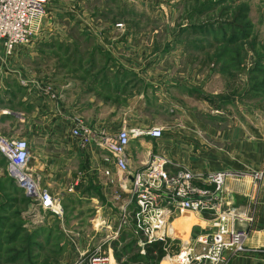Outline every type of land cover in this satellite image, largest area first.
Wrapping results in <instances>:
<instances>
[{
  "label": "rangeland",
  "instance_id": "1",
  "mask_svg": "<svg viewBox=\"0 0 264 264\" xmlns=\"http://www.w3.org/2000/svg\"><path fill=\"white\" fill-rule=\"evenodd\" d=\"M138 1L142 3V10L140 28L136 33L143 41L141 53H147L148 57L146 66L144 67L141 60L137 69L144 68L149 73L147 77L131 78L130 85L125 87L115 85L116 92L106 96L110 101L101 100L103 93H94L101 102L100 105H109L96 111L104 115L125 117L126 121L130 118L133 120L132 128L136 129L147 126V122L154 124L156 120H160L163 124L159 127L164 130L161 139L168 137V133L172 132L170 130L174 127L173 118L183 117V111L185 118L192 113L191 117L199 121L200 129H197L194 137L190 135L188 140L195 143L196 150L210 144L216 148L223 147L220 146L222 143L218 142L219 134L228 136L227 142L234 141V138L229 136L234 125L229 126L228 123L235 120L231 123L239 124L242 129L244 156L241 159V169H254L258 163L263 166L264 156L261 155L264 151V0H136L132 5L138 6ZM88 2V6H84L91 11L97 2ZM72 6L65 0H55L47 4L45 17L32 41L29 45L18 48L23 52L18 56L19 67L16 72L11 73L10 67L14 53L10 57L2 56V73L6 75L4 82L13 94L22 93L26 89L28 79L40 82L44 87L43 91L53 90L51 80L56 81L63 72L82 68L88 71L92 66L103 69L106 56L96 57L104 52L95 45L92 27L97 17L105 18L107 14L105 16L103 13H94L86 19L82 15L84 7L78 8L76 4ZM131 15L138 18V15ZM117 29L124 30L125 24L123 28ZM234 40L237 42L228 43ZM152 54L154 57H150ZM143 56L141 55L144 59ZM117 69L119 68L115 67V70ZM155 71L158 73L153 74ZM124 74L128 76V73ZM44 78L48 79L47 83ZM117 80L118 77H115V81ZM173 86L186 87L192 95L187 96L183 102L176 100L174 103L173 99L169 98L170 103L167 102L168 106L162 111L146 108L147 102L155 97L160 98L161 93L166 99L167 88ZM55 91V94L52 93L54 95L47 94L49 98L58 99L57 82ZM170 91L174 90L170 88ZM3 101L0 105L7 107L12 106V102L16 103L10 97ZM79 112L75 117L86 121V117ZM1 122H4L3 117L0 118V124ZM203 123L210 128L212 136L209 137L203 132ZM21 125H17L20 128V133L17 134L14 130L18 129L14 126L3 125L0 128V136L29 141L26 137L31 136L32 128L25 129L20 127ZM188 130H191V127H188ZM181 139L186 143L185 136ZM37 142L32 145L31 153L37 152ZM257 174L260 178H256ZM83 177V185L88 189L91 183L85 181L88 174ZM232 179L251 182V196L255 197L264 180V172H244L243 175ZM61 192L66 193L64 202L71 193ZM89 193L90 190L86 199L81 202H76L73 198L69 200L67 197L66 206L63 204L64 214L60 218L38 212L9 180L6 166L0 157V264H65L68 262L64 260V256L70 251L74 240L85 249H93L104 243L102 250L106 251L113 242H104V232L96 233L92 221L100 215L103 219L110 218L109 221L113 222L118 216L117 202L112 201L111 191L107 195L104 194L108 201L104 200L102 203L99 200L97 203L91 202ZM72 204H75V208ZM251 206L253 201L251 205L248 204V209L251 210ZM221 208L231 210L227 203H223ZM187 214L189 213L184 212L179 216V220ZM196 220L194 217L192 222L182 224V227L191 228L194 223L197 224ZM67 223L69 224L66 225ZM176 229L177 232L181 230L177 226ZM129 231L127 229L122 238H119L120 242L129 236ZM123 247L121 246L120 251Z\"/></svg>",
  "mask_w": 264,
  "mask_h": 264
},
{
  "label": "crops",
  "instance_id": "2",
  "mask_svg": "<svg viewBox=\"0 0 264 264\" xmlns=\"http://www.w3.org/2000/svg\"><path fill=\"white\" fill-rule=\"evenodd\" d=\"M94 1L97 2V5L90 11L84 6L85 4L88 6V0H65L69 6L76 4L78 8L84 7L82 15L86 19L88 15L94 13H103L105 16L107 14L105 18L97 17L92 27V37L95 45L100 51L104 52L96 57L106 56V63L103 69L92 66L88 71H84L82 68L76 69V71L63 72L56 81L51 80L50 84L54 86L53 90L45 89L43 91L42 88L44 87L40 82L28 79L26 89L20 94L17 92L13 94L7 87L6 82H4L6 75L2 73L3 53L0 46V102H4L3 100H7L8 97L16 101V103L12 102L14 104L10 107L0 105V118H4V122H1L0 128L3 125L14 126V128L18 129L14 130L16 134L20 133L18 124H22L20 127L23 126L25 129L32 128L30 132L31 136L26 137L29 139L27 141L30 150H32L31 147L36 141L39 144L37 152L31 153L29 165L34 174L39 177L42 187L47 188L53 193L71 190V194H68L67 197L69 200L73 198L76 202L86 199L87 192L90 190V201L95 203L99 200L102 203L104 200V202L108 201V197L105 195L109 191L112 192V201H114V193L120 191L119 179L115 174L110 177L111 182L103 177L102 170L104 167H102L100 157L102 154L94 151L92 147H87L84 151L81 149L78 141L69 135L71 122L80 111L79 113L86 117H84L86 119L84 122L96 129L108 126L106 128L108 131L116 132L119 129L116 127L124 124L132 128L133 120H130V118L126 121L125 117H114L98 113L96 110L100 107H109V105L108 103L100 105L101 102L94 95H99V92H101L103 93L101 100L110 101L106 96L107 94H114L116 92L115 85L119 87L130 85L131 78L147 77L149 71L146 72L144 68L137 69L141 64V60L144 63V67L146 66L148 57L147 53H141L143 41L136 33L137 29L140 28V10H142L140 4L142 3L138 1L139 5L137 6L136 4L132 5L136 0ZM137 10H139L138 13ZM131 14L138 15V18L137 16L132 17ZM118 23L125 24V29H117L115 26ZM80 26L82 25L80 24ZM22 52L21 49H16L11 57V73L18 70V56H21ZM141 55H144V59ZM150 57H154V54L150 55ZM110 62L114 64L112 65ZM116 63L117 65L115 66ZM115 67L119 69L115 70ZM125 72L128 73V76L124 74ZM157 73V71L153 72V74ZM115 77H118L117 81H115ZM44 79L45 82L48 81V79ZM55 82L59 85V97L57 100L54 97L49 98L48 96L49 94L56 93ZM145 88L148 89V87ZM170 88L174 91H170ZM162 91L164 90L162 89ZM166 93L168 96L166 99L164 94L161 93L160 98L155 97L149 103L147 102L146 108L162 111L168 106L166 103H170L169 98H172V102L174 103L176 100L179 102L182 100L183 102L187 96L192 95L189 89L181 86L169 87ZM144 103L146 104V101ZM183 112V117L178 116L179 118L172 119V125L176 128H171L170 131L172 132L168 133V137L165 134L166 138L160 140H154L150 137L131 140L128 148V167L130 172L136 173L141 171L144 168V164L151 157L164 159L166 161L164 168L169 174H174L176 171L184 168L194 173L228 172L230 176L227 180L229 179V181H226L224 192L220 195L219 200L221 204L227 203L234 213L241 216V219L233 222L232 226L236 230L246 231L248 237L245 241L247 251L241 254L225 252L224 258L227 260L225 264H264V180L260 185L259 193L255 197H252L251 182H241L232 179L243 175L244 172L260 170L264 172V165L262 166L258 163L254 169L249 168L247 171L241 169V159L244 156L242 129L238 126L239 124L235 122L234 124L231 123L235 120H231L228 123L229 126L234 125L231 135H229L231 138H234V141L227 142L228 136L219 134L218 142H221L220 146L223 147L216 148L210 144L196 150L195 143L189 141L188 138L190 135L194 137L197 129H200V125H198L199 121L195 117H191L192 113L185 118V111ZM162 124L163 122L160 120H156L154 124L147 122V126H143L140 129L148 130L152 127H159ZM188 127H191V130H188ZM201 127L207 136H212L210 128L205 126L204 123ZM186 131L188 132L187 134L185 133ZM182 136L186 137V143H183ZM261 156H264V151ZM229 167H233V169ZM86 174H88V177H85L87 178L85 181L91 182L88 185L89 190L83 185V176ZM90 185L93 187L91 188ZM73 189L76 192H73ZM122 196L127 197L125 193ZM67 197L63 202L64 206H66ZM252 201L253 206H251L250 210L248 209V204L251 205ZM72 205L75 208V204ZM247 215H250L251 221L245 219ZM194 217L192 214H187L181 225H185L190 221L192 222ZM195 218L198 220V222L197 220L195 221L197 222L196 225L209 224V215L207 214ZM109 219H103V217L98 215L92 222L96 224L98 221ZM177 221H179V217L175 222ZM196 225L194 223L191 226L188 231L190 234L195 235L197 232H202L199 226ZM78 245L76 240L72 242L70 251L68 250L64 256V260L68 262L65 264L75 261L85 251V248ZM121 246L124 247L120 251ZM139 251L130 232L125 240L113 242V245L109 246L104 252L111 257L113 264H169L164 260L165 253L163 252V247L159 244L157 246L155 244L147 246L144 255L140 254ZM172 251L175 252V249Z\"/></svg>",
  "mask_w": 264,
  "mask_h": 264
},
{
  "label": "built area",
  "instance_id": "3",
  "mask_svg": "<svg viewBox=\"0 0 264 264\" xmlns=\"http://www.w3.org/2000/svg\"><path fill=\"white\" fill-rule=\"evenodd\" d=\"M51 1L55 0H0L3 55L10 57L19 47L30 44ZM122 27V24L116 25V28ZM163 134L162 127L141 130L124 124L116 132H110L106 128H93L77 117L72 120L70 137L78 141L83 151L92 147L102 154L105 179L111 182L114 174L119 179L120 191L113 196L118 216L113 222L98 221L93 225L94 231L104 232V242L110 243L118 241L129 229L140 254H145L147 246L159 244L169 264H225V252L245 253L248 234L232 226L241 216L229 209L223 210L219 200L230 176L228 172L194 173L184 168L169 174L164 168L166 161L159 157L149 158L141 171L130 172L131 140L142 137L160 140ZM30 151L25 139L0 136V155L6 160L8 176L23 191L34 210L60 218L64 214V193H53L41 186L29 165ZM124 193L127 197L122 196ZM184 212L195 217L207 214L209 224L197 225L202 232L195 235L188 232L181 237L174 224ZM245 219L251 221L248 216ZM103 244L85 249L72 264H113L102 250Z\"/></svg>",
  "mask_w": 264,
  "mask_h": 264
},
{
  "label": "water",
  "instance_id": "4",
  "mask_svg": "<svg viewBox=\"0 0 264 264\" xmlns=\"http://www.w3.org/2000/svg\"><path fill=\"white\" fill-rule=\"evenodd\" d=\"M186 217V216H185ZM184 220V217L182 218V220H179V221H177V222H175V227L177 226V227H179V229H181L180 231H178V234H179V236H181V237H184V236H186V234L188 233V231H189V228H190V226H189V228H188V226H186V227H182V225H181V223H182V221ZM184 223V222H183ZM177 230V229H176Z\"/></svg>",
  "mask_w": 264,
  "mask_h": 264
},
{
  "label": "trees",
  "instance_id": "5",
  "mask_svg": "<svg viewBox=\"0 0 264 264\" xmlns=\"http://www.w3.org/2000/svg\"><path fill=\"white\" fill-rule=\"evenodd\" d=\"M73 38H74V37H73ZM74 39L76 40V38H74ZM235 42H237V41L234 40L233 42H228V43L231 44V43H235ZM66 51H69V49H66ZM75 54H76V53H75ZM0 157H1L2 161L4 162V166L7 167L6 160H4V158H3L2 156H0ZM9 180L12 182V184L14 185V187H15L17 190H19V191L21 192L23 198H24L26 201H28V199L25 197L23 191H22L20 188H18V187L16 186V184H15L14 181H13V179L9 177ZM155 245L157 246L158 244H155Z\"/></svg>",
  "mask_w": 264,
  "mask_h": 264
}]
</instances>
